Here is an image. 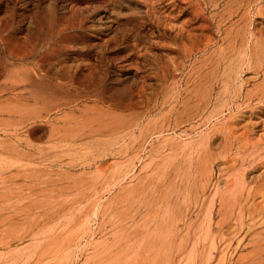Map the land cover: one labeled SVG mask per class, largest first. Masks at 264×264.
Listing matches in <instances>:
<instances>
[{"label":"rangeland","instance_id":"obj_1","mask_svg":"<svg viewBox=\"0 0 264 264\" xmlns=\"http://www.w3.org/2000/svg\"><path fill=\"white\" fill-rule=\"evenodd\" d=\"M0 102V264H264V0H0Z\"/></svg>","mask_w":264,"mask_h":264},{"label":"bare ground","instance_id":"obj_2","mask_svg":"<svg viewBox=\"0 0 264 264\" xmlns=\"http://www.w3.org/2000/svg\"><path fill=\"white\" fill-rule=\"evenodd\" d=\"M7 64V63H6ZM2 65V64H1ZM8 65V64H7ZM26 68V67H25ZM15 73V72H14ZM33 79V78H32ZM46 84V83H45ZM50 88V87H49ZM57 90V89H56ZM41 93V92H40ZM45 95H47V94H45ZM49 95V94H48ZM29 97V96H28ZM59 100V99H58ZM50 101V100H49ZM1 103V102H0ZM56 103V102H55ZM58 103H59V101H58ZM34 104V103H33ZM60 104V103H59ZM11 105V104H10ZM1 106V105H0ZM25 106V105H24ZM52 106V105H51ZM46 107V106H45ZM54 107H56V105L54 106ZM52 108V107H51ZM91 108V107H90ZM53 109V108H52ZM89 109V108H88ZM18 110V109H17ZM51 110V109H50ZM82 111H83V109H82ZM32 112V111H31ZM36 113V112H35ZM104 114V113H103ZM108 114V113H107ZM41 115V114H40ZM124 116V115H123ZM115 118V117H114ZM80 119V118H79ZM121 120V119H120ZM123 120V119H122ZM101 121V120H100ZM113 121V120H112ZM87 123V122H86ZM85 124V123H84ZM103 123H101V125H102ZM100 126V125H99ZM64 127H65V125H64ZM70 127V126H69ZM73 127V126H72ZM102 126H100V127H98V128H101ZM103 127H104V125H103ZM71 128V127H70ZM33 129V128H32ZM118 130H120V129H118ZM69 133V132H68ZM71 152V151H70ZM254 195V194H253Z\"/></svg>","mask_w":264,"mask_h":264}]
</instances>
